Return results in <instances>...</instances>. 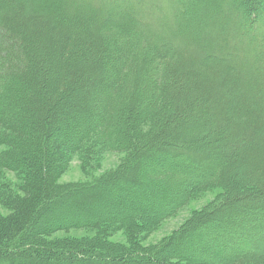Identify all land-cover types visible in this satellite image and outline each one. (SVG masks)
Segmentation results:
<instances>
[{"label":"trees","instance_id":"1","mask_svg":"<svg viewBox=\"0 0 264 264\" xmlns=\"http://www.w3.org/2000/svg\"><path fill=\"white\" fill-rule=\"evenodd\" d=\"M0 147V264H264V0H0ZM213 189L153 250L105 242Z\"/></svg>","mask_w":264,"mask_h":264},{"label":"rangeland","instance_id":"2","mask_svg":"<svg viewBox=\"0 0 264 264\" xmlns=\"http://www.w3.org/2000/svg\"><path fill=\"white\" fill-rule=\"evenodd\" d=\"M3 147H0V151L3 150ZM81 155L75 154L70 160V163L68 165V168L58 177L56 180V184L58 186H65V185H74L79 183H89L91 180L98 178L99 176H102L104 173L115 169L118 167L120 162L124 158L123 153H104L101 157V160L99 162V165L97 167H91L88 171H85V167L82 165L81 162ZM98 161V160H97ZM2 177L7 178L9 180H13V174L7 171L2 172ZM222 192L219 189H213L211 191H208L206 193H203L201 195L195 196L188 202L187 205H185L181 210L176 212L172 217L162 221L159 223V225L154 228L153 230H146V234L142 235L139 241L134 240L133 237L130 236V234H127V231L123 229L122 227H115V226H107V227H114L111 228L112 230L107 234L105 242L111 245L112 247H119L123 249H129V250H136L135 248H142V249H149L153 250L158 245H160L162 242L166 241L170 237H172L179 229H181L182 225L191 218V215L195 212L202 211L207 206L213 202L216 198V196L220 195ZM140 201H138V204ZM10 214L9 210H7L4 206L0 203V216L6 217ZM264 221V219H263ZM262 222V221H259ZM109 229V228H108ZM214 229V228H212ZM208 230L207 228L202 229L201 235L208 236ZM221 232V230H220ZM219 232V234H221ZM95 231L91 229L87 230H69V231H61L56 232L51 236H48L46 238L61 242L60 240H87V239H93L95 235ZM231 232L222 233L221 237L230 236ZM260 236H263L261 233H257ZM232 236V235H231ZM235 236V235H234ZM251 238H254L255 235H250ZM200 237L198 239V243H210V247H212L213 252L214 249H218L215 247V244L212 239L211 240H203V238ZM195 238V237H194ZM231 243H226L225 245H222L220 243L219 247L222 249L219 252H221V256L223 254H228L231 252V248L238 247V243H241L240 238L232 237ZM264 238V237H263ZM193 240V238H192ZM189 243H191V239L187 240ZM209 242V243H208ZM184 246V245H183ZM135 247V248H134ZM185 247V246H184ZM215 247V248H214ZM105 254H109L107 252H103ZM111 253V252H110ZM215 254V252H214ZM101 256V255H100ZM216 256V255H214ZM204 258H211V255L206 254V252H203ZM129 263H132V261H129ZM175 264H187L185 262H179ZM191 264V263H188ZM218 264V263H217ZM219 264H230L228 262L226 263H219Z\"/></svg>","mask_w":264,"mask_h":264}]
</instances>
